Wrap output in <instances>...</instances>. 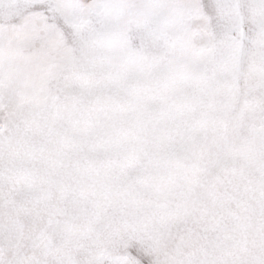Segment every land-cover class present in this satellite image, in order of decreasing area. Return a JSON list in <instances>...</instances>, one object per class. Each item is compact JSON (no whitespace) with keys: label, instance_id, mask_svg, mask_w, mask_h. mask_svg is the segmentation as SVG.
Wrapping results in <instances>:
<instances>
[{"label":"snow or ice","instance_id":"obj_1","mask_svg":"<svg viewBox=\"0 0 264 264\" xmlns=\"http://www.w3.org/2000/svg\"><path fill=\"white\" fill-rule=\"evenodd\" d=\"M21 24L48 52L29 84L3 43ZM225 78L260 125L243 159L196 135ZM132 126L150 142L129 147ZM232 196L264 221V0H0V264H264V243L208 254L248 218Z\"/></svg>","mask_w":264,"mask_h":264},{"label":"rangeland","instance_id":"obj_2","mask_svg":"<svg viewBox=\"0 0 264 264\" xmlns=\"http://www.w3.org/2000/svg\"><path fill=\"white\" fill-rule=\"evenodd\" d=\"M23 27L21 24L15 31L5 27L3 43L10 72L14 77L21 78L24 84H29L41 75L48 52L24 41L19 36ZM193 35H196L195 30ZM113 48V55L120 58L119 46L114 44ZM200 51L202 49L190 41L186 51L188 61L191 62ZM123 61L130 69L134 67L127 57H124ZM238 99L226 78L203 96L196 135L200 143L206 146L204 157L209 155L215 157L227 152L233 157L243 159L259 151L253 141L259 135L260 125L248 114V106L242 100L238 104ZM150 136L151 133L146 129L132 126L127 129L123 138L129 147H133L149 143ZM261 175L262 173L257 171L255 178L259 180ZM228 202L231 205L229 211L231 222H237L240 210L245 207L248 209V218L241 230L225 233L221 243L212 246L208 254L234 256L238 259L256 258L260 245L264 243V221L260 219L258 201L255 198L243 199L240 196H232L228 198ZM196 252L197 250L190 247L187 254L191 256Z\"/></svg>","mask_w":264,"mask_h":264}]
</instances>
